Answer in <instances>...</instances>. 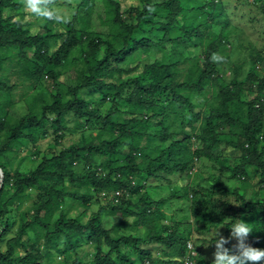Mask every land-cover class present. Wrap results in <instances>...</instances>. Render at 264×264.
I'll return each mask as SVG.
<instances>
[{
	"label": "trees",
	"instance_id": "obj_1",
	"mask_svg": "<svg viewBox=\"0 0 264 264\" xmlns=\"http://www.w3.org/2000/svg\"><path fill=\"white\" fill-rule=\"evenodd\" d=\"M130 1L124 10V18L122 0H103L107 9L112 12L113 23L120 30L118 40L121 45L116 47L112 41L103 39L98 34L83 41L88 26L86 16L93 12L94 0H83L86 6L77 11L69 21H57L62 32L56 33L53 32L54 20L34 15L25 7V0H0V132H3L0 136V169L3 174L0 186V242L10 229V206L21 199L30 187L38 185L40 181L59 176L72 184L82 183L90 188L89 194L54 187L41 192L31 214L23 215L20 219L17 234L7 240L6 250L0 251V264H46L43 254L34 245V251L26 250L23 256L16 255V247L26 245L22 237L28 230L39 232L43 247L47 248L51 244L64 257L69 250H75L78 246L75 238L86 235L96 249L92 264H133L124 255L122 247L133 248L143 263L160 264L149 252L141 248V244L147 242L160 243L168 249L179 246L177 253L181 256V263L177 264H183L182 258L188 241L181 236L178 223L160 227V230L149 233L144 239L131 235L116 237L112 235L111 229L104 228L101 223L100 217L104 207L99 206L98 210L86 219V209H77L75 214L69 215L68 211L60 210L59 207L66 198L88 204L92 200L98 203L99 199L104 200L107 195H111V198L103 202L107 204L110 212L135 215L138 219H143L151 212V208H154L152 212L159 211L166 199L150 201L141 196L136 203V208H141V211L131 210L128 192L134 189L132 178L135 175L151 178L162 173L169 176L184 174L191 169L193 159L210 158L214 150L226 145H232L234 150L240 153L238 162L231 169L233 175L243 173L246 166H253L258 171V184L264 187V76L255 71L256 61L251 64L248 82L234 76L229 83H223L217 75L218 59L215 58V53L218 42L215 41L205 48L202 67L191 81L176 80L177 63L145 64L140 72H136L137 66L131 69L116 68L114 64L125 62L137 51L163 49L166 42L201 45L206 29L204 25L193 26L186 22L187 8L181 0ZM222 1L206 0L210 5ZM53 3H56V0H49V5ZM36 20L41 22L40 28L31 27ZM173 33L176 34L174 37ZM195 38L199 41L196 42ZM54 43L55 47L51 49ZM76 56H80L84 67L81 75L68 85L69 99L63 101L55 94L51 101L42 104L39 110L30 104L26 113L17 118L8 114L10 94L19 83H9L10 75H15L21 82L35 87L45 75L55 79L59 69L73 62ZM115 71L120 76H127L121 80L119 86L105 80L110 72ZM208 80L218 84L219 92L217 102L204 114L193 105L189 97L180 94L179 90L202 91L204 83ZM124 86L132 88L126 98V102L131 104L126 110L130 117L123 121L116 119L119 109L101 115L92 109L88 100L80 94L82 90L94 87L101 91L105 98L109 94L107 90L115 88L114 96L121 103ZM245 86L253 93L245 92ZM151 94L152 98L149 97ZM168 99L170 104H178L183 111L187 109L193 128L199 123L200 130L195 137L200 146L196 149H179L182 144L190 142V136L181 131V136L174 138L157 156L147 157L146 163L141 167L136 155L132 152L123 153L121 147L127 139L135 137L141 126L148 122L143 118V108L151 112L148 113L147 119H161L162 113L156 109V105L160 103L165 108V100ZM232 103L245 106L244 119L230 114L229 105ZM67 114L78 117L87 126L96 124L108 129L111 137L98 141L96 137L90 136L89 141L63 149L51 157H43L27 174L17 170L10 172L7 169L3 160L9 152L20 148L27 138L32 141L34 132L47 134L50 127L60 131V124ZM227 125L241 127L242 138L239 142L221 139L217 129ZM161 138L164 140L167 137L161 133ZM95 157H105L106 160L99 164ZM68 159L82 163L84 170L76 175L69 168ZM54 162L59 167L58 172L48 170V166ZM224 168L226 167L220 169V173L225 171ZM115 192H119V195H115ZM216 193L237 195L235 189H228L225 185H221ZM238 197L241 199L239 212L243 215L264 214V198L255 200L243 198L242 195ZM171 198L168 197V200ZM220 224V220L214 219L209 227ZM194 259L196 264H208L205 259H196V256ZM176 262L170 258L164 263ZM62 264L67 262L63 261Z\"/></svg>",
	"mask_w": 264,
	"mask_h": 264
},
{
	"label": "rangeland",
	"instance_id": "obj_2",
	"mask_svg": "<svg viewBox=\"0 0 264 264\" xmlns=\"http://www.w3.org/2000/svg\"><path fill=\"white\" fill-rule=\"evenodd\" d=\"M94 1L93 12L86 16L88 26L83 41H87L89 36L98 34L101 38L112 41L116 47L120 46L121 43L118 40L120 30L111 19L112 12L107 9L103 0ZM122 1L123 17L125 18L126 12L124 10L131 1ZM181 1L187 8L185 11L186 22L193 26L204 25L206 27L201 45H194L193 43L181 45L175 44L173 41L166 42L163 49L139 50L125 62L113 66L123 69H131L137 66L136 72H140L145 64L177 63L176 80L191 81L202 67L205 48L208 44L216 41L218 46L215 58L218 59L217 75L220 81L227 84L236 76L237 79L248 82L247 77L253 61H256L255 71L264 76V0H223L216 5H210L206 0ZM49 6L65 18L62 20L63 22H67L76 15L77 11L83 10L86 3H83V0H56V3ZM40 23L39 20H36L31 27L40 28ZM54 24L53 32H60L62 29L58 22L54 20ZM175 35L173 33L172 37ZM195 41L198 42L199 40L195 38ZM55 44L50 48L54 49ZM83 67L80 56H76L73 62L59 69L55 79L45 75L35 87H31L27 82H21V79H17L15 75H10L9 83L16 81L19 83L10 94L11 104L7 107L8 114L12 118H17L26 113L30 104L39 110V107L51 101L55 94L66 101L70 98L68 85L81 75ZM125 77L127 76H120L115 71L110 72L105 80L107 83L119 86ZM131 88L132 86L123 87L121 94L123 102L121 103L114 96L115 88L108 89L109 94L105 98L103 93L94 87L82 90L80 94L88 100L91 108L101 115L119 109L116 119L123 121L130 117L126 110L131 107V104L126 102V98L130 95ZM245 88V92L253 93L248 91V87L245 86ZM218 92V84L214 83L213 80L206 81L202 91L179 90L180 94L189 97L193 105L204 114L211 108L212 104L217 102ZM149 97L152 98L153 95L151 94ZM229 108L233 117L245 118L246 108L244 105L232 103ZM143 109V118L148 122L141 126L135 137L127 139L125 145L121 147L123 153H134L141 167L146 163L147 157L157 156L161 149L167 147L174 138L183 133L190 136V142L187 141V143L182 144L179 149L185 147L196 149L200 146L195 137L200 130V125L198 123L193 128V123L188 118L187 109L183 111L178 104H170L169 99L165 100V108L160 103L156 105V109L162 113L161 119H147L148 113L151 112ZM60 127V131L50 127L47 134L34 132L32 141L28 138L25 139L20 148L9 152L6 159L3 160L7 169L10 172L17 170L22 174H27L37 166L43 157H51L63 149L89 141L90 136L96 137L98 141L111 137L108 129L96 124L87 126L72 114H67L64 117ZM181 131L183 133L179 134ZM217 132L221 139L230 142H239L242 138V130L239 125L219 127ZM161 133L167 138L162 140ZM2 135L3 132H0V136ZM211 154L210 158L193 159L191 169L184 174L178 173L169 176L162 173L151 178L135 175L132 178L134 189L128 192L131 210L141 211V208H136V203L141 196L150 201L166 199L159 211L152 212L154 208H151V212L143 219H138L135 215L110 212L107 204L103 202L111 198V195H107V199H99L98 203L92 200L88 204L66 198L59 209L68 211L69 215L75 214L77 209L78 211L86 209L84 214L86 219L91 217V214L96 212L99 206H102L104 209L100 217L101 223L104 228L111 229L112 235L116 237L131 235L144 239L149 233L160 230V227H168L178 223L179 232L194 248L196 259L201 258L203 253L208 264H212L215 251L213 243L207 245L212 232L217 228V233L220 236L229 238L230 228L224 225L226 220L242 219L251 224L253 231L249 234L246 243L254 248L264 249V214L245 216L239 212L241 199L238 195L255 200L264 198V187L258 184L257 169L253 166H246L243 173L233 175L231 169L238 162L240 153L234 150L232 145L221 147ZM105 160V157H95V161L99 164ZM67 163L76 175L84 170L82 163L71 159H68ZM223 167H226L224 168L225 171L220 173V169ZM48 170L58 172L59 167L54 162L48 166ZM220 183L228 189H235L237 195L216 193V190L221 186ZM49 187L78 193H90V188L87 185L72 184L59 176L40 181L38 185L30 187L21 199L10 206L8 214L10 229L1 239L0 251L6 250L7 240L17 234L20 219L23 215L31 214L33 207L38 202V195ZM137 187H139L138 190H136ZM168 197L172 198L168 200ZM205 218H207L206 221ZM214 219L220 220L222 224L209 227ZM22 240L26 242V245L17 246L16 255L23 256L26 250L34 251L32 248L34 245L43 254V260L46 264H62L63 261H66L67 264H92L96 251L95 245L88 241L86 235L75 238L78 241V246L75 250H69L65 257L59 254L51 244L44 248L43 239L39 232L28 230ZM235 244V240H230L225 247L234 250ZM141 248L149 252L150 256L160 264H165L164 262L170 258L177 261L175 264L181 263V256L177 253L179 246L168 249L160 243L147 242L142 243ZM121 249L133 264L143 263L142 258L133 248L122 247Z\"/></svg>",
	"mask_w": 264,
	"mask_h": 264
},
{
	"label": "clouds",
	"instance_id": "obj_3",
	"mask_svg": "<svg viewBox=\"0 0 264 264\" xmlns=\"http://www.w3.org/2000/svg\"><path fill=\"white\" fill-rule=\"evenodd\" d=\"M25 7L38 17L55 21L65 19L49 6V0H25ZM224 225L230 228L229 238L220 236L216 228L207 243H213L215 248L212 264H264V249L254 248L246 243L253 231L251 224L242 219H235L226 220ZM230 240L236 241L234 250L225 247Z\"/></svg>",
	"mask_w": 264,
	"mask_h": 264
},
{
	"label": "built area",
	"instance_id": "obj_4",
	"mask_svg": "<svg viewBox=\"0 0 264 264\" xmlns=\"http://www.w3.org/2000/svg\"><path fill=\"white\" fill-rule=\"evenodd\" d=\"M115 195H119V192H115ZM195 256H196V252H195L194 248L190 245V242H187L186 252L182 258L183 264H196V262L194 261ZM143 264H149V263L144 262Z\"/></svg>",
	"mask_w": 264,
	"mask_h": 264
},
{
	"label": "water",
	"instance_id": "obj_5",
	"mask_svg": "<svg viewBox=\"0 0 264 264\" xmlns=\"http://www.w3.org/2000/svg\"><path fill=\"white\" fill-rule=\"evenodd\" d=\"M2 178H3V174H2V171L0 169V186H1V183H2Z\"/></svg>",
	"mask_w": 264,
	"mask_h": 264
},
{
	"label": "crops",
	"instance_id": "obj_6",
	"mask_svg": "<svg viewBox=\"0 0 264 264\" xmlns=\"http://www.w3.org/2000/svg\"><path fill=\"white\" fill-rule=\"evenodd\" d=\"M201 255L203 256V257L201 256V259H205V260H207L206 258H204V254H203V253H202Z\"/></svg>",
	"mask_w": 264,
	"mask_h": 264
}]
</instances>
